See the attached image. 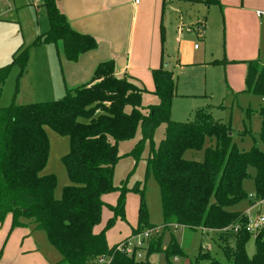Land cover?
Returning <instances> with one entry per match:
<instances>
[{
  "label": "trees",
  "instance_id": "obj_1",
  "mask_svg": "<svg viewBox=\"0 0 264 264\" xmlns=\"http://www.w3.org/2000/svg\"><path fill=\"white\" fill-rule=\"evenodd\" d=\"M58 1L42 0L49 28L37 36L34 45L57 46L60 42L65 60L76 62L82 53L96 49L98 43L93 36L70 26ZM204 3L209 7L219 1ZM27 59V50H17L11 65L22 71ZM245 63V91L264 99V65L257 59ZM9 68H0V91ZM167 75L171 72L163 62L151 70L153 87L149 92L158 97L159 103L147 108L142 106V95L148 90L129 75L117 76L113 60L98 63L88 83L66 89L61 98L27 104L13 101L0 108V222L10 214L12 227L24 219L33 230L45 232L60 255L52 264H95L101 256L111 257L109 264H153L148 256L160 251V237L150 238L145 257L137 259L116 250L118 243L108 246L106 232L117 219H125L127 193L143 194L137 185L128 188L125 183L113 184L114 167L120 159L118 143L132 138L138 124L143 139L151 140L154 129L165 123L164 139L157 148L152 147L147 158V168L159 187L165 227L214 230L220 232L223 243L228 234L234 236L235 248L223 249L227 263L200 249L195 264H264V227L254 237L255 252L249 257L245 243L251 235L243 229L237 233L232 230L234 225H244L246 215L230 209L247 198L242 184L249 167L254 168V196L264 200V152L256 147L238 150L231 143L229 126L214 120L205 108L197 109L191 121L170 120L176 85ZM260 114L264 121V108ZM44 127L69 138V151L62 161L70 184L63 188L59 199L53 195L56 177L41 174L49 151ZM259 136L264 144V126ZM206 139L214 140L215 147L204 149ZM202 149V161L184 158L185 151ZM110 193L117 194L114 205L103 201V196ZM103 208L111 216L96 233L94 228L101 221ZM147 228L151 226L141 200L137 228L132 234ZM164 252L166 257L186 255L174 243Z\"/></svg>",
  "mask_w": 264,
  "mask_h": 264
},
{
  "label": "rangeland",
  "instance_id": "obj_2",
  "mask_svg": "<svg viewBox=\"0 0 264 264\" xmlns=\"http://www.w3.org/2000/svg\"><path fill=\"white\" fill-rule=\"evenodd\" d=\"M7 1L9 7L5 0H0V68L7 65L10 68L1 87L0 108L9 106L13 101L16 104H27L61 98L66 89L80 83L73 80L74 66L71 63L68 62L70 68L67 67L68 71L66 70L60 42L57 46L34 45L37 36L49 28L42 0ZM243 3L247 12L236 23L231 10L226 11L224 6L215 4L208 7L204 0H167L164 8H160L157 37H161L162 29L164 38L167 39L164 50L171 56L168 64L176 85V96L171 102L169 119L191 121L197 109L205 108L214 120L229 126L231 143L238 150L256 147L264 152V144L259 136L264 126L260 114V110L264 108V99L245 91L242 73L248 60L257 59L264 65V16L257 17L254 14L256 11H264V0H243ZM202 22L205 23L204 36L199 37L194 32ZM178 31L192 46H187L185 53H190L192 49L195 60L192 64L182 65V68L175 65V37ZM254 33H257L258 38H253ZM17 50L28 51L27 63L22 71L19 66L11 65L12 56ZM134 78L140 87L148 90L142 95V106L147 108L158 104V97L149 92L153 85L151 71ZM165 126V123L159 124L149 140L143 139L141 126L138 124L132 138L118 143L120 159L114 167L113 184L119 186L125 183L128 188L137 185L143 190V194L127 193L125 219H117L114 226L106 232L107 244L113 246L132 235V230L137 228L138 208L143 200L148 224L160 227V233L153 237H160L161 249L148 256L150 263L195 264V257L200 249L227 263L223 249L235 248L233 235L228 234L227 241L223 243L221 234L217 231L188 230L174 225L165 227L163 223L160 191L153 174L147 168V158L152 147L157 148L164 139ZM44 128L49 151L41 174H53L56 177L53 195L55 199H59L63 188L70 184L62 161V157L69 151V138L50 127ZM138 143H141L140 150L134 154L133 150ZM215 145L214 140L206 139L204 149ZM204 149L187 150L184 158L202 161ZM247 171L248 176L242 184L247 198L230 209L244 212L250 218H264V200L254 196V168L249 167ZM104 199L107 204L114 205L117 194H107ZM252 200L255 201L254 205H251ZM110 216V211L104 208L101 221L94 232L102 230ZM11 222L10 214L0 222V264H52L59 260V253L50 245L45 232L33 230L32 225L24 219H20V225L14 227ZM171 243L186 255L166 257L164 250ZM145 246L146 250L147 243ZM145 250L140 252L142 259L146 255ZM245 251L249 257L253 256V236L246 241ZM101 264H107L106 260Z\"/></svg>",
  "mask_w": 264,
  "mask_h": 264
},
{
  "label": "crops",
  "instance_id": "obj_3",
  "mask_svg": "<svg viewBox=\"0 0 264 264\" xmlns=\"http://www.w3.org/2000/svg\"><path fill=\"white\" fill-rule=\"evenodd\" d=\"M218 1L217 5L224 6L226 11L231 10L236 23L244 18L247 10L243 6V0ZM57 6L74 30L93 36L98 43L96 49L82 53L76 62H65L67 71V67L70 68L69 63L74 66L72 74L75 83H88L97 64L107 60L114 61L115 74L120 77L132 75L134 78L150 73L152 69L159 67L161 62L172 72L168 64L171 56L164 50L167 39L164 38L162 29V37H157L160 8H164L163 0H60ZM256 12L254 14L260 17ZM197 26L205 29L203 22ZM176 35L175 65L182 68V65L195 61L194 51L191 49L190 53H185V48L192 46L182 38L180 31ZM255 36L257 33H254L253 38ZM245 72L246 66L242 70L243 82ZM84 80L86 81L81 83Z\"/></svg>",
  "mask_w": 264,
  "mask_h": 264
},
{
  "label": "built area",
  "instance_id": "obj_4",
  "mask_svg": "<svg viewBox=\"0 0 264 264\" xmlns=\"http://www.w3.org/2000/svg\"><path fill=\"white\" fill-rule=\"evenodd\" d=\"M5 1L9 7L8 1L7 0ZM256 14L258 16H262L264 15V11H257ZM195 32L199 37H203L204 35V29L202 26H197ZM262 227H264L263 217L250 218L249 216H246V222L244 223V225L243 226L234 225L232 227V230L234 233H237L238 231L243 229L245 232L255 237ZM159 233H160V227H151L148 229H144L141 232L132 234L122 242H119L116 247V250L121 251L129 256L134 255L135 258L141 259L142 256L140 252L145 250L146 247L145 245L148 242V240L152 238L153 235L155 236L158 235ZM105 260L107 264H109L111 261V257L101 256L95 261V264H101Z\"/></svg>",
  "mask_w": 264,
  "mask_h": 264
},
{
  "label": "water",
  "instance_id": "obj_5",
  "mask_svg": "<svg viewBox=\"0 0 264 264\" xmlns=\"http://www.w3.org/2000/svg\"><path fill=\"white\" fill-rule=\"evenodd\" d=\"M168 78H171L172 76L171 75H167Z\"/></svg>",
  "mask_w": 264,
  "mask_h": 264
}]
</instances>
